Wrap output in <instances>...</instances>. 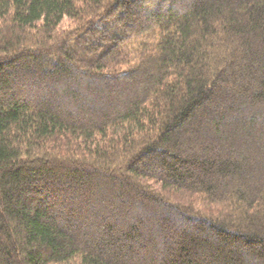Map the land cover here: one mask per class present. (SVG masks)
<instances>
[{
  "label": "trees",
  "instance_id": "1",
  "mask_svg": "<svg viewBox=\"0 0 264 264\" xmlns=\"http://www.w3.org/2000/svg\"><path fill=\"white\" fill-rule=\"evenodd\" d=\"M0 264H264V0H0Z\"/></svg>",
  "mask_w": 264,
  "mask_h": 264
},
{
  "label": "rangeland",
  "instance_id": "2",
  "mask_svg": "<svg viewBox=\"0 0 264 264\" xmlns=\"http://www.w3.org/2000/svg\"><path fill=\"white\" fill-rule=\"evenodd\" d=\"M73 24V21L71 20V19H67V18H63V20L61 21V23H60V26H59V29L60 30H66V29H68L69 28V26H71ZM222 88H225V89H223V90H227L228 89V91H230V88H228V87H225V86H223ZM104 93V92H103ZM102 93H100V94H97L96 95V97L98 96V98L101 96V98H99V100L101 99H103V95H101ZM221 95H224V94H221ZM225 96V95H224ZM99 102V101H98ZM103 109V106H98L97 107V110H102ZM194 127V125L192 124L191 125V128H193ZM214 152H212V153H210V154H206L205 156L206 157H208V158H212L213 157V154ZM200 157H203V156H200ZM149 158V160L150 159H152V157H148ZM231 160H233V161H237V160H235V159H231ZM152 162H156L154 159H153V161ZM154 163H151V164H149V169H151V171H152V169H155V170H157V168L155 167V164ZM242 166V165H241ZM195 171V170H194ZM197 173V172H196ZM217 179V178H216ZM215 180V178L213 177H209V181L210 182H212L213 181V183L216 181H214ZM218 181V180H217ZM128 209V207L126 206H122V211L123 210H127ZM156 215L160 218V216H163L164 217V215H160V213H156ZM162 217V218H163ZM168 224H170V225H172V226H170V229H171V237H173L175 234H176V232H178L177 230H178V228H181V227H178V224L176 223V222H174L173 221V219H170V221H169V223ZM184 228H186L185 226H184ZM173 229V230H172ZM176 229V230H175ZM146 254V253H145ZM148 256H150L149 254H147ZM145 257H147V256H145ZM144 257V258H145Z\"/></svg>",
  "mask_w": 264,
  "mask_h": 264
}]
</instances>
